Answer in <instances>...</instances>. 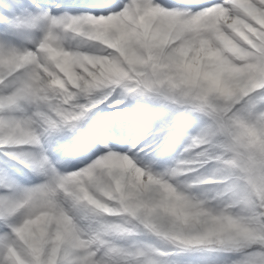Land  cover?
<instances>
[{
	"label": "snow or ice",
	"instance_id": "snow-or-ice-1",
	"mask_svg": "<svg viewBox=\"0 0 264 264\" xmlns=\"http://www.w3.org/2000/svg\"><path fill=\"white\" fill-rule=\"evenodd\" d=\"M0 154V264H264V0H0Z\"/></svg>",
	"mask_w": 264,
	"mask_h": 264
},
{
	"label": "rangeland",
	"instance_id": "rangeland-1",
	"mask_svg": "<svg viewBox=\"0 0 264 264\" xmlns=\"http://www.w3.org/2000/svg\"><path fill=\"white\" fill-rule=\"evenodd\" d=\"M219 2H220V0H215V1L204 2L201 4L207 6V5H210L211 3H219ZM195 10H198V9H195ZM93 14L97 15L99 13H93ZM72 43L75 45L77 43V41H73ZM87 54H92V53H87ZM223 74H224L223 68L213 66V67H210L208 69L207 79H209L211 82L215 81L216 86H219L222 84L221 76ZM111 102H112V100H109L106 103L101 104L98 109L94 110V111L100 112V116H101V118H96L95 122L97 124L100 123V119L103 118L105 113L112 112V114H114L116 112L115 109H110L107 107V104L111 103ZM123 105H125V109L122 113H125L126 115L129 114L130 109H129V107H126V105H127L126 102ZM123 105H120V109ZM135 107H136L137 111H141L136 106V102H135ZM106 116L111 117L112 115L110 114V115H106ZM140 122H141V124H138V125H142V126L146 123V121L143 119L142 116L140 119L137 120V123H140ZM201 127H202V122L195 121V120H186L180 125L178 132H177V136H178L177 140L169 145L167 151L165 152V154L162 158V159H166L164 161L165 162L164 167L171 166L174 163V161L179 157L180 153L183 151V148L187 143V140L185 138L195 136L200 131ZM132 132L135 133L136 131L132 130ZM132 138H133V136L129 134L127 136V139L125 140V141H127L126 143H116V144L114 143L113 151H116L118 153L127 152L128 147L131 144L130 142L132 141ZM106 139H109V142L113 143V141L110 138L106 137ZM116 139H118V141H120L119 138H116ZM120 142H124V141H120ZM141 147H143V145H141ZM139 156H141L139 158L141 160H143L144 163H148L150 158L147 157L145 155V153L141 152V153H139ZM4 159L5 158L2 156V154H0V161H3ZM85 165H81V166L78 164L74 165L73 167L69 168L68 171H74V170H76V168H80V167H83ZM140 166H143V165H140ZM3 167H5V165L2 162H0V168H3ZM164 167H162L161 165L160 166H154L153 172L155 173V172L162 171ZM7 171H8V175H9L10 179L15 180L23 188H31V187H34V186H36L42 182L40 177L35 176L33 173L29 172L27 169L23 168L19 164H13L12 162H9V166H8ZM201 172H203L205 174H209L208 169H202ZM189 182H191V181L189 180ZM193 194L197 195L198 193H193ZM209 198H211V196H209Z\"/></svg>",
	"mask_w": 264,
	"mask_h": 264
},
{
	"label": "bare ground",
	"instance_id": "bare-ground-1",
	"mask_svg": "<svg viewBox=\"0 0 264 264\" xmlns=\"http://www.w3.org/2000/svg\"><path fill=\"white\" fill-rule=\"evenodd\" d=\"M85 1V0H84ZM91 2H94L95 4H96V2H97V0H90ZM112 1H116V0H112ZM162 1H165V0H157V2L158 3H161ZM202 0H193V2L194 3H200ZM52 2H57V0H49V3H52ZM82 2V1H81ZM93 3V4H94ZM126 104H129L132 108H134L135 107V102H133L132 100H129L128 101V103H126ZM124 109H125V105H123L122 107H121V109H120V113L122 114V115H126L125 113H122L123 111H124ZM109 114H111V112H109V113H105L104 114V116H103V118L102 119H100V123L102 122V121H104V120H106V119H109L110 118V116L109 117H107L106 115H109ZM111 115H113V114H111ZM138 124H141V122L140 123H135V124H133V125H130V126H128V125H126V132H125V135H123L122 137H119V140L120 141H125L126 139H127V136L130 134V135H132L133 136V138H134V135H135V133H133L132 132V130L133 131H138V128L140 127V126H142V125H138ZM132 138V139H133ZM118 143H120V141H118V140H116ZM91 153V152H90ZM98 156V155H97ZM139 157H141V156H139ZM94 159H96V158H94ZM93 159V160H94ZM90 163V162H89Z\"/></svg>",
	"mask_w": 264,
	"mask_h": 264
},
{
	"label": "clouds",
	"instance_id": "clouds-1",
	"mask_svg": "<svg viewBox=\"0 0 264 264\" xmlns=\"http://www.w3.org/2000/svg\"><path fill=\"white\" fill-rule=\"evenodd\" d=\"M212 83L214 85H216L215 84V81H213ZM219 87H222L226 93L228 91H230V86L229 85L221 84V85H219ZM169 199L175 201V203H176L177 206H182L181 205V202H180V199H179V196H177L174 192L173 193H170ZM44 218L45 217H43V216L41 217V219H44Z\"/></svg>",
	"mask_w": 264,
	"mask_h": 264
}]
</instances>
